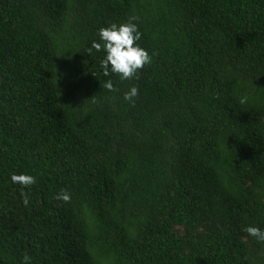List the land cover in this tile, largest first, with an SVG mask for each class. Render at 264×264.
Instances as JSON below:
<instances>
[{
  "label": "trees",
  "instance_id": "1",
  "mask_svg": "<svg viewBox=\"0 0 264 264\" xmlns=\"http://www.w3.org/2000/svg\"><path fill=\"white\" fill-rule=\"evenodd\" d=\"M132 17L152 63L105 77L91 44ZM248 226L264 0H0V264H264Z\"/></svg>",
  "mask_w": 264,
  "mask_h": 264
},
{
  "label": "clouds",
  "instance_id": "2",
  "mask_svg": "<svg viewBox=\"0 0 264 264\" xmlns=\"http://www.w3.org/2000/svg\"><path fill=\"white\" fill-rule=\"evenodd\" d=\"M135 17L130 18L129 22L112 23L108 27H103L98 31L99 41L91 44V49L97 52H103V58L100 60V69L105 77L115 74L119 80L125 81L133 77L139 78V71L145 65L152 63V55L140 46L142 33L140 32ZM103 87L109 92L116 91V87L111 79L104 82ZM139 94V89L132 86L124 93L123 99L131 104H135V99ZM244 103V100H241ZM13 184L27 187L36 183V177L26 173H13L10 176ZM56 199L69 202L71 196L66 190L57 194ZM27 194L24 196L23 203L28 204ZM247 234L257 243L264 242V229L255 226H248L244 229Z\"/></svg>",
  "mask_w": 264,
  "mask_h": 264
}]
</instances>
